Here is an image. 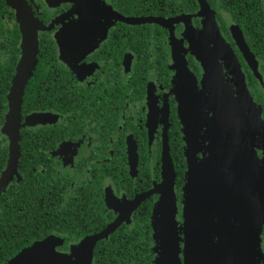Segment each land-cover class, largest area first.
Returning <instances> with one entry per match:
<instances>
[{
  "label": "flooded vegetation",
  "instance_id": "obj_1",
  "mask_svg": "<svg viewBox=\"0 0 264 264\" xmlns=\"http://www.w3.org/2000/svg\"><path fill=\"white\" fill-rule=\"evenodd\" d=\"M103 1L104 6L94 5L88 13L67 1L25 0L36 24L46 26L36 32V48L19 110V139L23 129L32 130L28 136L33 144L25 147L33 152L35 176L32 181L25 178L18 139L16 171L0 192V264L48 235L54 236V242L37 245L34 262L132 264L135 221L151 213L159 195L150 194L135 207L132 200L161 181L164 143L174 167L177 219L181 222L182 184H177V179L181 168L183 182L186 170L185 142L178 100L171 92L176 71L169 28L156 22H126L112 13L124 17H182L172 24L173 34L178 49L186 55L198 90H203L202 81L208 79L220 80L231 91H235L234 82L244 81L264 121V21L259 27L249 12L260 13L264 20V0H228L227 5L222 0H175L178 12L169 16L138 15L133 9L135 2L130 5L132 13H127L121 7H128L129 2L124 6L121 0ZM0 2V89H4L6 100L0 123L1 178L8 160V140L2 127L22 57L24 32L13 4L9 0ZM77 14H103L110 22L94 35L96 44L77 55L72 64L62 55L56 33L62 22ZM212 19L226 43L224 49L230 52L227 61H219V78L205 73L189 50L191 43L200 48L203 40L201 50L205 54L212 56L220 51L214 45L215 38H202L197 33L202 20ZM143 24L162 25L161 31L155 27L144 32L134 29ZM137 38L143 41L141 48H137ZM8 72L10 75H5ZM30 82L37 95L28 102L25 92ZM25 101L28 108H24ZM132 150L137 153L134 169ZM197 157L201 158L202 153L198 152ZM28 193L34 195L28 203L36 214L32 221L27 220L22 207L12 209L15 197L18 205ZM113 223L111 231L88 241ZM11 240H18L20 248L5 257L9 249L5 243ZM261 240L264 254V232ZM155 245L152 239L153 250ZM40 254L44 255L41 259ZM180 259L183 261L182 252Z\"/></svg>",
  "mask_w": 264,
  "mask_h": 264
},
{
  "label": "water",
  "instance_id": "obj_2",
  "mask_svg": "<svg viewBox=\"0 0 264 264\" xmlns=\"http://www.w3.org/2000/svg\"><path fill=\"white\" fill-rule=\"evenodd\" d=\"M9 1L20 16L24 33L22 57L10 90L9 109L2 127L8 140V160L0 178V192L16 171L21 97L36 48V32L46 28L36 24L25 0ZM112 15L126 22H156L169 28L172 62L176 70L172 88L177 93L181 120L184 116L186 171L182 186L181 222L177 219L175 172L167 144L162 150L161 181L132 200V207H135L142 198L153 193L159 195L151 219L156 243L154 250H157L155 264H259L260 234L264 224V165L257 153L262 149L264 153V121L260 108L253 101L244 81H241L242 98L240 93L221 85L220 80H203V90H198L173 34L172 24L182 17ZM206 24L213 31L214 45L220 51L217 50L213 56L205 54L204 64L199 59L202 40L200 48L193 44L197 51L193 53L204 66L205 73L216 77L221 71L220 59L227 61L230 52L224 49L226 43L214 19ZM199 35L209 38L202 33ZM207 67L211 70L207 71ZM198 152L202 153L201 158L197 157ZM234 161L237 166H234ZM136 162L137 153L132 150V169ZM243 191H248L246 206L242 203ZM114 226L115 223L88 241L98 239ZM36 251L35 247L34 250L23 249L6 264L32 262Z\"/></svg>",
  "mask_w": 264,
  "mask_h": 264
},
{
  "label": "trees",
  "instance_id": "obj_3",
  "mask_svg": "<svg viewBox=\"0 0 264 264\" xmlns=\"http://www.w3.org/2000/svg\"><path fill=\"white\" fill-rule=\"evenodd\" d=\"M225 5H227L228 0H222ZM128 7H121V9L124 12L127 13H132V2H135L137 5L133 9L138 15L141 14H151V15H162V16H169L173 12H178V6L175 0H121V5H124V3H128ZM143 4L140 6V4ZM0 6L3 7V4L0 2ZM125 6V5H124ZM245 10L244 12H246ZM251 13V16L254 20H256L257 24L259 27H263V19L262 15L260 13H255L252 11H249ZM250 16V17H251ZM152 25L150 24H143V25H135L134 29H137L140 32H144L147 29H151ZM156 29V31L160 32L162 25H153L152 28ZM145 37V36H144ZM137 48H141L143 45V41L140 38H137L136 41ZM5 75L9 76L10 73H5ZM32 82L28 84V87L26 88V101H30L31 99L36 98V92L35 89L33 88V85H31ZM26 101L24 102V108H28V105L26 104ZM5 94H4V89H0V123H2L3 120V115L5 111ZM30 129H23L20 133V139H19V144L21 146V159H20V165L25 168L24 173H25V178H32L35 176V164H33V152L28 151L25 146L33 144L32 142V137H29L28 135L31 134ZM1 139V137H0ZM1 142V141H0ZM36 156H34L35 158ZM177 170V169H176ZM181 171V168H180ZM180 171L178 172V179H177V184H184V179L183 182L181 181V176H180ZM186 171V170H185ZM185 177V173H184ZM182 182V183H181ZM179 185V186H180ZM178 186V187H179ZM181 186V190H182ZM31 191V189H30ZM175 191V189H174ZM33 194L28 193L27 196L23 197L26 198L24 202H21L17 205V197H15V207L12 209H17L18 207H22V210L26 212L27 220L32 221L33 217H36V214L34 210L31 211L28 207V203H32L33 201ZM154 207V206H153ZM153 207L150 210L151 213H147L143 218L141 219H136L135 221V228L134 231H132V255L135 257V260L133 261L132 264H150L151 258H153L154 250L151 247L152 239L153 238V228H152V212H153ZM28 210V211H27ZM150 215V216H148ZM26 219V217H25ZM27 222V221H25ZM32 230L31 226H29L28 232ZM264 232V224L262 226L261 233ZM7 246L9 247L7 253H5V257H10L12 256L19 248H20V243L18 240L16 243L11 240L10 242H6ZM1 245V244H0ZM22 250V249H21ZM106 259H108V255L104 256ZM153 264H155V258H153Z\"/></svg>",
  "mask_w": 264,
  "mask_h": 264
},
{
  "label": "rangeland",
  "instance_id": "obj_4",
  "mask_svg": "<svg viewBox=\"0 0 264 264\" xmlns=\"http://www.w3.org/2000/svg\"><path fill=\"white\" fill-rule=\"evenodd\" d=\"M55 1H57V2L58 1L70 2V3H72L73 6L80 9V11H85L88 13L90 11H92V9H90V8L94 5H102V6L105 5V2L103 0H55ZM109 22H110L109 17L104 16L103 14L88 16V17H84L82 14H77V15H75V17H72V18L68 19L67 21L62 22L60 28L57 30L56 39H57L59 48L61 49L62 55L65 56V57L64 56L63 57L64 58L67 57L66 60H69L70 63L75 64L76 60H74V58H77V55L79 56L80 54H83L84 52H86V50L91 49L96 44L97 39L95 38L94 35L97 32H100L101 29H103V28L105 30V27L109 24ZM211 27L213 28L212 25H211ZM199 32L202 34H205L207 37H213V38L215 37L211 28L206 24L205 21L203 22V20H202L201 28L197 29V33H199ZM88 37H90L89 40H88ZM85 41H87V42H85ZM192 44L193 43L190 44L189 50L192 53L193 52L195 53L197 51L195 50V48ZM180 52H181L183 58L186 60V55L183 53V51H180ZM200 55H201V58L199 56V59L202 60V62L205 64V62L203 61V56L205 55L203 50L200 51ZM72 58H73V61L70 60ZM195 58H197V57L195 56ZM217 75L220 77L221 73L218 71ZM257 75L259 76L258 73H257ZM219 77H217V78H219ZM262 80H264V79L262 78ZM234 84H235L234 90L236 92L240 93V95H241L240 97L242 98L241 91L243 92V90H242V86H241V80H237L236 82H234ZM239 87H241V90ZM171 92L174 94L175 98H177V93L175 92V90H173V88H171ZM180 116H181V113H180ZM182 122L184 123V116L183 115H182ZM164 147H165V143L163 145V149H164ZM259 157H260V160L263 159V160H261V162H262L261 164L264 165L263 149H262V151H260ZM233 164H234V166H237V162L234 161ZM247 194H248V191H243L242 195H241L242 203L244 204V206H246V199L245 198H246ZM108 202H109V200H108ZM53 237L54 236L48 235L42 241L33 244L30 248H32L34 250V247H36L37 245L44 244L47 242H54L55 239ZM56 242H58V241H56ZM261 243H262V240H261V234H260L261 252L259 255V264H262V262L264 260V254L262 251ZM25 251H27V250H25ZM43 256H44L43 254H40L39 259L43 258ZM254 258H256V255H254ZM10 261L11 260H9L7 263H9ZM44 262H45L44 260H39V261H35V262L32 260V262L25 261V264H44Z\"/></svg>",
  "mask_w": 264,
  "mask_h": 264
}]
</instances>
